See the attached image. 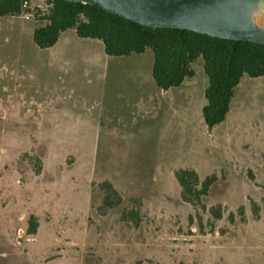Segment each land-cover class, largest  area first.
I'll list each match as a JSON object with an SVG mask.
<instances>
[{
    "label": "rangeland",
    "instance_id": "374dc122",
    "mask_svg": "<svg viewBox=\"0 0 264 264\" xmlns=\"http://www.w3.org/2000/svg\"><path fill=\"white\" fill-rule=\"evenodd\" d=\"M30 2L0 19V264H264V76L208 130L201 60L162 91L150 50L71 30L40 50ZM186 170L214 180L197 205Z\"/></svg>",
    "mask_w": 264,
    "mask_h": 264
},
{
    "label": "trees",
    "instance_id": "16d2710c",
    "mask_svg": "<svg viewBox=\"0 0 264 264\" xmlns=\"http://www.w3.org/2000/svg\"><path fill=\"white\" fill-rule=\"evenodd\" d=\"M23 0H0V19L21 14ZM32 40L37 48H52L66 31L77 38L98 41L108 57L121 58L153 54L152 79L162 91L178 88L194 76L192 65L202 61L208 79L204 92L206 104L202 118L208 130L224 122L235 88L244 76L255 79L264 76V45L211 38L187 30L151 29L121 19L98 6L52 0L43 10H37ZM41 163L38 162V172ZM176 178L184 202L197 205L206 197L213 179L201 184L192 171H180ZM108 190L111 191L108 185ZM35 225L28 232L34 233Z\"/></svg>",
    "mask_w": 264,
    "mask_h": 264
},
{
    "label": "water",
    "instance_id": "95a60500",
    "mask_svg": "<svg viewBox=\"0 0 264 264\" xmlns=\"http://www.w3.org/2000/svg\"><path fill=\"white\" fill-rule=\"evenodd\" d=\"M98 6L151 29L187 30L211 38L264 45V28L253 23L251 6L264 0H63Z\"/></svg>",
    "mask_w": 264,
    "mask_h": 264
},
{
    "label": "built area",
    "instance_id": "2783aa9c",
    "mask_svg": "<svg viewBox=\"0 0 264 264\" xmlns=\"http://www.w3.org/2000/svg\"><path fill=\"white\" fill-rule=\"evenodd\" d=\"M51 1L52 0H34L35 3H38V5L36 7L37 8L43 7V9H45L47 4L50 3ZM30 5H31L30 0H23L22 1L21 15L25 20H29V19L33 18V12H34L33 9L34 8L32 9Z\"/></svg>",
    "mask_w": 264,
    "mask_h": 264
},
{
    "label": "bare ground",
    "instance_id": "6f19581e",
    "mask_svg": "<svg viewBox=\"0 0 264 264\" xmlns=\"http://www.w3.org/2000/svg\"><path fill=\"white\" fill-rule=\"evenodd\" d=\"M251 15L253 23L258 27L264 28V7L260 5H252Z\"/></svg>",
    "mask_w": 264,
    "mask_h": 264
}]
</instances>
